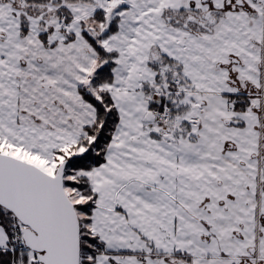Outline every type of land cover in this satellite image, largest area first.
I'll return each instance as SVG.
<instances>
[{
  "label": "snow or ice",
  "instance_id": "snow-or-ice-1",
  "mask_svg": "<svg viewBox=\"0 0 264 264\" xmlns=\"http://www.w3.org/2000/svg\"><path fill=\"white\" fill-rule=\"evenodd\" d=\"M0 264H264V0H0Z\"/></svg>",
  "mask_w": 264,
  "mask_h": 264
}]
</instances>
